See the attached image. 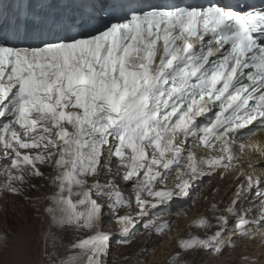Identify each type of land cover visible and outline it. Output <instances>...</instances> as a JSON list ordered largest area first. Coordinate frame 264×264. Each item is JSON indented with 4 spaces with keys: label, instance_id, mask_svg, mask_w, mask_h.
Segmentation results:
<instances>
[{
    "label": "snow or ice",
    "instance_id": "snow-or-ice-1",
    "mask_svg": "<svg viewBox=\"0 0 264 264\" xmlns=\"http://www.w3.org/2000/svg\"><path fill=\"white\" fill-rule=\"evenodd\" d=\"M262 145L264 6L0 0V201L44 217L20 264H108L141 224L173 241L163 264H214L237 245L242 264H264Z\"/></svg>",
    "mask_w": 264,
    "mask_h": 264
},
{
    "label": "bare ground",
    "instance_id": "bare-ground-1",
    "mask_svg": "<svg viewBox=\"0 0 264 264\" xmlns=\"http://www.w3.org/2000/svg\"><path fill=\"white\" fill-rule=\"evenodd\" d=\"M262 147H264V145H262ZM253 163L257 172L264 174V158L254 156ZM229 179H231V177ZM213 184H219L221 188L220 195L217 197V199L226 197L229 193L230 187H232L227 182H220L219 180L215 179L213 180ZM47 191V186L41 189V193ZM8 199L10 201H12L13 199H16L18 201V198L9 197ZM254 199L255 194L248 198V202H246L243 207H250L251 202ZM256 202L258 203V201ZM8 206L9 205L4 204L2 201H0V233H6L8 236L7 245L0 242V264H20V262L26 258L24 255L26 246L32 253L37 252L44 217L43 215H40L39 218H33L28 215L27 211L25 212L24 209H22V212H20V216L22 219L18 220L16 224L13 225V220L10 217V213L9 218L6 214V207ZM197 208H199L201 211L203 210L202 205H197ZM195 213L196 209H193L191 212H189V218H191ZM2 222H8V224L5 226V224H2ZM187 223L188 221L186 220H179V228H177V225L174 224L173 231L172 233H170V235L174 238L177 234L182 233L184 230V226ZM14 226L17 227L20 233L14 234L11 232L10 229L14 230ZM112 227H115V224H113L111 228ZM111 228L107 227V230H105L110 231ZM149 239L151 242L145 243ZM140 240L141 241L139 243H132L127 248L114 247L111 250L112 256L110 255L108 258V261H110L109 264H135V261L133 260H123L120 257L124 254L135 253L142 246H146L149 249H155V251L152 252L151 255L143 258L145 260V264H156L157 261H161V264H163L162 258L166 253L172 250L173 241L169 239V235H165L163 237L153 235L149 238L147 236V233H145V235H143ZM249 251H251V249H249ZM243 254L244 253L239 251V245H237V250L231 251L227 255L224 251L223 255L219 258V260L215 261L214 264H242V262L239 261L238 257ZM197 264H200V262L198 261ZM204 264H208V261L205 260Z\"/></svg>",
    "mask_w": 264,
    "mask_h": 264
},
{
    "label": "rangeland",
    "instance_id": "rangeland-1",
    "mask_svg": "<svg viewBox=\"0 0 264 264\" xmlns=\"http://www.w3.org/2000/svg\"><path fill=\"white\" fill-rule=\"evenodd\" d=\"M35 182L36 183H39V181H35ZM7 205H9V206L6 207V214H7L8 218H9V213H10V217L13 220V222H12L13 225L16 224V222L18 220H21L22 219L21 216H20V212H22V209H24L25 212L27 211V213H28L29 216H31L33 218L34 217L37 218L36 214L34 213V211L31 208V206L30 205L23 204V202L21 200H19V198H18L17 203L13 204L9 200V202L7 203ZM24 205H26V206H24ZM2 224H5V226H6L8 224V222L7 223H3L2 222ZM13 228H14V230L13 229H10L12 233H14V234L20 233L16 226H14ZM143 235H145V231H142L141 233H139L136 236V239H135V241L133 243H136V244L139 243L141 241L140 239L142 238Z\"/></svg>",
    "mask_w": 264,
    "mask_h": 264
}]
</instances>
